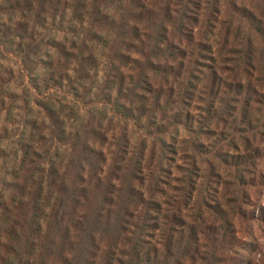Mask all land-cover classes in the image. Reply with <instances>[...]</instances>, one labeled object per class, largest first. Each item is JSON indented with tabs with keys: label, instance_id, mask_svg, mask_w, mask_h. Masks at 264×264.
<instances>
[{
	"label": "trees",
	"instance_id": "trees-1",
	"mask_svg": "<svg viewBox=\"0 0 264 264\" xmlns=\"http://www.w3.org/2000/svg\"><path fill=\"white\" fill-rule=\"evenodd\" d=\"M251 2L0 0V264L244 263L248 195L184 157L224 122L259 158Z\"/></svg>",
	"mask_w": 264,
	"mask_h": 264
},
{
	"label": "rangeland",
	"instance_id": "rangeland-1",
	"mask_svg": "<svg viewBox=\"0 0 264 264\" xmlns=\"http://www.w3.org/2000/svg\"><path fill=\"white\" fill-rule=\"evenodd\" d=\"M251 3V5L248 3L247 5L251 6L257 15H262L261 19H263L264 2L253 0ZM225 58L226 56L223 57V60ZM256 79H258L257 76L253 80ZM220 127L221 130L218 128L215 133L210 135L202 134L199 142L203 145V149L201 147L199 152L188 150L184 161L188 164L193 161V158L196 161L199 160V164L197 163L199 172L196 179L193 178L198 184L207 177L208 169L216 170V173L213 171L212 179L205 178L210 180L208 187H212L211 194L204 192L205 198L208 199L213 195L221 196L225 191L224 188L234 191L242 189L244 194L248 195L245 202L241 204L246 220H241L237 227L241 232L238 236V244L242 248L239 250V255L244 261L243 264H264V132L259 137L262 141L259 144L261 145L259 158L252 167L244 165L243 162L237 165V159L234 156L239 155L243 159L242 157L247 155L244 151L243 140L236 132L232 133V130H229L228 124L223 122ZM221 132L224 134L222 137ZM217 154H221V158H215L214 156ZM177 165L184 166L181 161H177ZM256 165L257 168L254 169ZM241 179L244 181L243 184L240 182ZM214 190L216 192H213Z\"/></svg>",
	"mask_w": 264,
	"mask_h": 264
}]
</instances>
